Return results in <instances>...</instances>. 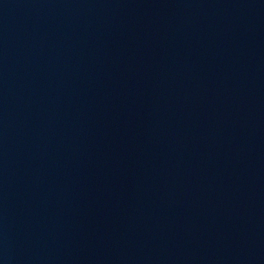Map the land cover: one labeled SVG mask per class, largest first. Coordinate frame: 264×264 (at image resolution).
Returning <instances> with one entry per match:
<instances>
[{
    "label": "water",
    "instance_id": "95a60500",
    "mask_svg": "<svg viewBox=\"0 0 264 264\" xmlns=\"http://www.w3.org/2000/svg\"><path fill=\"white\" fill-rule=\"evenodd\" d=\"M0 264H264V0H0Z\"/></svg>",
    "mask_w": 264,
    "mask_h": 264
}]
</instances>
